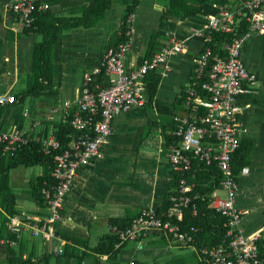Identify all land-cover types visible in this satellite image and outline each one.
<instances>
[{
  "label": "crops",
  "instance_id": "0c3cea01",
  "mask_svg": "<svg viewBox=\"0 0 264 264\" xmlns=\"http://www.w3.org/2000/svg\"><path fill=\"white\" fill-rule=\"evenodd\" d=\"M8 2L0 0V96L15 98L23 93L31 83L36 48L43 35L61 30L52 49L51 95L0 105V130L22 129L36 140L51 134L53 124L62 120L65 102L72 104V110L78 109L85 77L122 37L120 29L132 0H40L47 9L38 13V27L33 30L25 29L18 17L8 12ZM105 5L107 8L101 15ZM213 11L210 5H205L199 15L163 21L161 5L155 0H138L132 14V51L126 59L128 73L149 58L146 55L153 36H157L155 48L173 40L184 41L186 48L168 61V68L151 71L148 78L152 73L159 77L153 98H147L150 102L144 108H134L115 118L107 143L101 148V157L91 166L80 167L73 178L72 191L64 201L56 232L65 241L63 236L88 242V250L82 253L85 264H128L132 259L148 262L160 256H173L174 250L180 249L161 231L151 230L135 241L126 242L116 257L109 259L108 256L104 262L99 261L100 253L95 250L108 235H114L113 219L124 223L144 208L157 211L174 191L175 174L166 158V134L171 132L172 124L175 125V117L184 115L185 107L180 103L182 98L185 102L186 90L195 79V60L204 49V42L196 36L195 30L203 26L206 15ZM90 23L91 27H84ZM241 56L250 73L255 75L256 86L251 95L238 99L243 108L239 119L246 130L241 141L251 148L248 164L238 176L236 205L244 212L243 235H254L263 241L264 34H253L243 46ZM101 78L104 77L95 80L101 83ZM53 108L59 112L52 119ZM37 166L33 170H30L32 166H18L10 171L19 215H38L30 184L46 169ZM20 203H24V208ZM42 213L43 217L47 214ZM24 236L33 238L30 233ZM144 245L150 247L146 251L148 259L141 257ZM48 249L45 245L39 247L38 252ZM179 258L176 260L182 262Z\"/></svg>",
  "mask_w": 264,
  "mask_h": 264
},
{
  "label": "built area",
  "instance_id": "2783aa9c",
  "mask_svg": "<svg viewBox=\"0 0 264 264\" xmlns=\"http://www.w3.org/2000/svg\"><path fill=\"white\" fill-rule=\"evenodd\" d=\"M212 8L214 11L206 15L203 26L195 30L196 36L204 42V49L195 60V79L186 90L184 107L188 113L174 119L177 129L173 135L181 143L166 149L168 163L180 175L178 189L171 196V207L163 217H159L153 208H144L126 229L111 225V231L117 238L116 248L137 240L151 230L170 234L184 246L193 243L191 233L198 230L191 228L189 233H181L175 221H181L188 209L193 214L198 210L200 195L194 193L198 188L194 180L197 168L192 161L195 157L206 165L215 164L221 174L219 189L209 197V207L223 219L226 242L225 246L202 250L209 257V264H264V243L259 248L256 236H244L242 233L241 218L244 212L236 205L238 180L232 167L233 154L246 131L239 119L243 108L238 99L251 95L256 86V77L243 63L241 50L253 34H264V0H229L223 5L213 4ZM46 9L47 5L40 3V0H9L7 4L8 12L15 14L25 29H36L35 16ZM133 17L131 15L127 20L129 27L124 33L127 40L116 48H109L99 65L85 77L78 98V110L72 114V104L64 103L62 120L64 123L70 122L78 135L63 150L61 142L52 133L36 138L40 151L51 155L53 160L50 182L44 183L41 189L47 216L43 219L15 217L9 227L19 236L21 230H30L34 237L41 238L47 244L54 241L57 255L63 253L67 241L56 235L55 225L61 220L64 201L71 191L77 170L90 166L101 157V148L107 143L115 118L134 108L146 106V77L151 71L168 68V61L186 48L184 41L173 40L128 73L126 59L132 51ZM240 17L247 23V32L223 42V54L213 56L214 49L210 45L212 34H235L239 25L236 18ZM101 76L106 78L108 86L104 87L95 80ZM205 76L207 80L203 79ZM205 93L208 98L202 96ZM12 101L13 97L0 96V105ZM58 112L53 108L50 118ZM24 134L18 128L0 130V143H3L5 156L14 155L19 146L32 140ZM6 242L11 246L16 245L15 241L6 240H1L0 245ZM107 258L106 254H98L100 262ZM130 264L135 263L131 261Z\"/></svg>",
  "mask_w": 264,
  "mask_h": 264
},
{
  "label": "trees",
  "instance_id": "16d2710c",
  "mask_svg": "<svg viewBox=\"0 0 264 264\" xmlns=\"http://www.w3.org/2000/svg\"><path fill=\"white\" fill-rule=\"evenodd\" d=\"M159 5L162 6V16L163 21L165 20H177L183 16L189 15H199L205 5H210L212 7L213 4L223 5L229 2V0H155ZM138 3V0H132L131 5L128 8V12L126 13L123 19V25L121 26L120 32H122V37L119 38L113 45V48H116L120 43L125 42V33L128 29L127 20L131 17L134 12V9ZM105 7L102 8V13L105 11ZM15 15V14H14ZM38 15V14H37ZM37 15L35 16V26L37 25ZM239 21L238 28L235 34L232 33H221L215 32L212 34L213 38L210 42V45L214 49V55L223 54V50L221 49V45L225 41H230L232 37H239L247 32V23L243 18H236ZM34 26V27H35ZM92 26L90 24H84V27L89 28ZM34 28L28 29L33 30ZM61 36V30L58 31H50L43 35V39L36 48L35 53V69L33 71V75L30 79V85L23 91L21 95L14 98V101L9 105H13L17 102H21L26 100L29 97H39L41 95H51V62H52V49L55 45L57 38ZM150 42L149 50L146 57H150L153 53L160 50V48H155V40ZM111 47V48H112ZM210 67H208L209 69ZM207 69V70H208ZM103 76V75H102ZM106 79V78H105ZM104 78L99 79L102 83V86H108V82H106ZM148 79V80H147ZM146 79V96L150 100L153 98L158 82L159 77L155 74H151ZM207 80V76L203 78ZM203 97H207L208 95L202 94ZM150 101H147V103ZM183 98L181 100V105L184 104ZM76 110H72V114H74ZM188 113V111L184 110V114ZM177 129V125L175 123L172 124L170 128V133L166 134V149L172 145H180L181 140L173 135L175 130ZM20 130V129H19ZM4 131V130H1ZM27 138H32L29 136L30 134L24 132ZM52 134L55 136L59 142H61V149H65L68 147V144L73 141V138L78 135L76 130L72 127L70 122L64 123L63 120L58 121L53 124ZM3 143H0V241H15L16 245L11 246L9 242H6L4 245H0V264H85V258H83L82 253L84 250H88L89 244L85 239L77 238V237H65L63 236L68 243L66 244L64 251L61 255H57L54 252L55 242H50L49 244L45 243L41 238H36L32 235L30 230H21L20 236L13 232V230L9 227L11 220L15 217H39L45 218L46 216L42 212H47L45 200L41 194V189L44 183L50 182V170L53 166V160L51 155L43 154L40 151V143L37 140L32 138L31 141H28L27 144L21 145L17 148L14 155L5 156L2 152ZM251 148L244 141H241L239 148L234 152L232 157V167L234 174L238 180L239 174L245 169L244 167L248 164L249 161V153ZM193 164L197 168L196 173L197 176L194 180H196L198 184V188L194 193L200 195L199 201H197V213L193 214L191 209L186 210L184 218L181 221H175V224L178 225L181 233H189L191 228H196L198 231L195 233H191L194 242L188 244L187 246L182 245L178 240H176L172 235L164 233L166 236L170 237L177 246L183 250H189L198 258L197 264H209L210 259L207 255L202 253L203 249L211 250L212 248H219L220 246H225L226 238H225V228H223L222 223L223 219L215 213L209 207V197L213 191L219 189V184L221 182V174L219 169L215 164L206 165L205 163H201L195 157L192 158ZM94 163V162H93ZM92 163V164H93ZM91 164V165H92ZM42 165L46 169L41 175L35 176L31 180L30 191L35 200L36 208L39 209L38 215H19V210L17 209V197L12 190L11 187V175L10 171L18 166L23 167H31ZM90 165V166H91ZM48 167L49 169H47ZM174 172V180L172 184V189L174 190L170 197L166 199V201L162 204V206L157 209V215L159 217H163L164 213L171 207V196L174 195L178 189V184L180 182V175ZM192 179V175L189 177ZM73 186V185H72ZM72 191V187H71ZM70 191V193H71ZM69 193V194H70ZM68 195L66 196V198ZM128 222L121 223L118 220H112L111 225H117L121 229H126L129 226ZM57 225V224H56ZM55 225V226H56ZM25 233H30L31 236L35 239H39L41 242H37L33 238H27L24 236ZM58 236V233L56 232ZM165 236V237H166ZM167 238V237H166ZM105 242L99 244L97 248H95L96 253L107 254L109 259L116 257L119 251L122 249L121 247L116 248L115 243L117 238L115 235H108L105 239ZM102 240V241H104ZM170 240V239H168ZM171 241V240H170ZM257 246L260 248L264 243L263 241H257ZM41 245V246H38ZM45 245L49 246L48 251L46 250L44 253H39V247H43ZM90 252H86L88 255ZM86 255V256H87ZM95 257V255H93ZM134 261L135 264H145L146 262H140L138 260ZM130 261V262H131ZM130 262L128 264H130Z\"/></svg>",
  "mask_w": 264,
  "mask_h": 264
},
{
  "label": "rangeland",
  "instance_id": "374dc122",
  "mask_svg": "<svg viewBox=\"0 0 264 264\" xmlns=\"http://www.w3.org/2000/svg\"><path fill=\"white\" fill-rule=\"evenodd\" d=\"M37 168H38V166H32L30 168V170L37 169ZM23 204L24 203H20V205L24 208ZM26 206H28V204ZM23 208H21V209H23ZM24 210L26 211V209H24ZM152 237L153 236H150L149 240H152L153 239ZM151 247H154V246H151ZM148 248H150V247H147V246L143 247L142 246V249L140 250L142 258L148 259V255H147L148 253L146 252ZM178 256L182 258V262L176 260V259H180ZM197 261H198V258L195 255V253H193L189 250H186V249L181 250V249L176 248L174 250L173 256H168V257H165V256L161 257L160 256V257H158V259L149 260L145 264H197Z\"/></svg>",
  "mask_w": 264,
  "mask_h": 264
}]
</instances>
